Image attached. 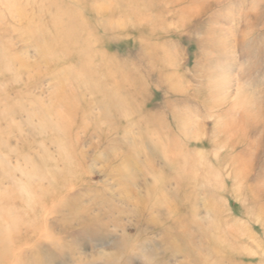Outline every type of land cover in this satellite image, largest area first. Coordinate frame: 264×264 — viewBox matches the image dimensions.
<instances>
[{
    "label": "rangeland",
    "instance_id": "obj_1",
    "mask_svg": "<svg viewBox=\"0 0 264 264\" xmlns=\"http://www.w3.org/2000/svg\"><path fill=\"white\" fill-rule=\"evenodd\" d=\"M0 264H264V0H0Z\"/></svg>",
    "mask_w": 264,
    "mask_h": 264
}]
</instances>
